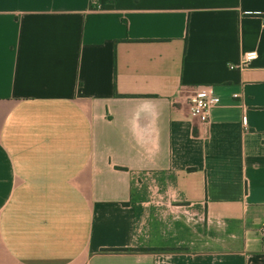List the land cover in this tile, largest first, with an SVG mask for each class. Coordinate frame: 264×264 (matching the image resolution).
I'll return each mask as SVG.
<instances>
[{
    "label": "crops",
    "instance_id": "obj_1",
    "mask_svg": "<svg viewBox=\"0 0 264 264\" xmlns=\"http://www.w3.org/2000/svg\"><path fill=\"white\" fill-rule=\"evenodd\" d=\"M263 229L264 0H0V264H264Z\"/></svg>",
    "mask_w": 264,
    "mask_h": 264
},
{
    "label": "built area",
    "instance_id": "obj_2",
    "mask_svg": "<svg viewBox=\"0 0 264 264\" xmlns=\"http://www.w3.org/2000/svg\"><path fill=\"white\" fill-rule=\"evenodd\" d=\"M257 57L258 53L256 50L243 52L239 64H233L231 67L244 68ZM216 105L217 100L212 95L210 85L201 84L194 88L193 94L190 98V111L193 117L199 119L202 123H208L211 119V111Z\"/></svg>",
    "mask_w": 264,
    "mask_h": 264
}]
</instances>
